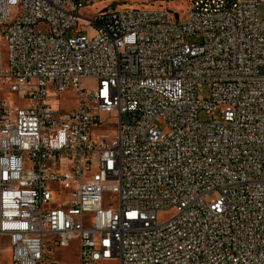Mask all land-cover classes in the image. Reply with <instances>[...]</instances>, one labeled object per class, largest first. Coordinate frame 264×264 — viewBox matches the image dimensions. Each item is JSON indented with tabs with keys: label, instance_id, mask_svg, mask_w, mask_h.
Segmentation results:
<instances>
[{
	"label": "built area",
	"instance_id": "built-area-1",
	"mask_svg": "<svg viewBox=\"0 0 264 264\" xmlns=\"http://www.w3.org/2000/svg\"><path fill=\"white\" fill-rule=\"evenodd\" d=\"M186 1L0 0V88L27 102L0 99L11 264L73 241L76 264H264V0Z\"/></svg>",
	"mask_w": 264,
	"mask_h": 264
},
{
	"label": "rangeland",
	"instance_id": "rangeland-1",
	"mask_svg": "<svg viewBox=\"0 0 264 264\" xmlns=\"http://www.w3.org/2000/svg\"><path fill=\"white\" fill-rule=\"evenodd\" d=\"M114 3H118L119 7L123 5H130V7H140V6H151L152 8H157L160 4H162L165 8L181 13L185 12L187 9V1L186 0H112ZM152 3V4H151ZM107 5V2H93L92 7L83 10L85 14H95L96 9H101ZM115 5L108 7V9H114ZM259 16L264 19V5H260L258 8ZM68 36H71L70 34ZM200 41L199 36L190 37L187 39L189 43H197ZM6 54V47L5 43L0 37V65L3 64ZM84 87L91 86L92 84L89 82H82ZM210 96V87L208 84H201L198 87V97L201 99H207ZM0 99L3 102L11 101V103L15 105H27V102L19 100L16 94H9L7 93L6 87L0 88ZM52 107H56L61 109L64 112H68L71 108L74 107L75 104V96L72 91H66L61 93L59 98L56 101H50L49 103ZM221 108H217L215 112L212 114H205L202 113L199 116V119L202 122H209V121H219L220 117L219 114L221 112ZM113 117V116H112ZM110 123L113 122V119L109 121ZM154 126L161 130L162 132H166L167 128L165 124L161 120H156ZM217 198V193L212 192L203 197L204 202H210ZM116 196L111 193L105 194V201L104 207L108 208L111 207L114 209ZM58 201L57 196H54L52 204H56ZM9 243L8 239L5 237L0 236V264H10V251L8 250ZM52 250L48 254L47 248V255L46 258L49 261H53L54 264H76L77 262V253H78V245L76 241H73L69 244L66 248L61 247H51Z\"/></svg>",
	"mask_w": 264,
	"mask_h": 264
},
{
	"label": "crops",
	"instance_id": "crops-1",
	"mask_svg": "<svg viewBox=\"0 0 264 264\" xmlns=\"http://www.w3.org/2000/svg\"><path fill=\"white\" fill-rule=\"evenodd\" d=\"M2 237H4V236H2ZM6 238V237H5ZM8 239V238H7ZM8 243H9V240H8ZM8 250L10 251V254H11V250H10V247L8 248ZM10 259H11V257H10ZM10 264H11V260H10Z\"/></svg>",
	"mask_w": 264,
	"mask_h": 264
},
{
	"label": "bare ground",
	"instance_id": "bare-ground-1",
	"mask_svg": "<svg viewBox=\"0 0 264 264\" xmlns=\"http://www.w3.org/2000/svg\"><path fill=\"white\" fill-rule=\"evenodd\" d=\"M123 8V7H122ZM124 8H126V7H124ZM130 8H134V7H130ZM8 103H11V101H8Z\"/></svg>",
	"mask_w": 264,
	"mask_h": 264
}]
</instances>
